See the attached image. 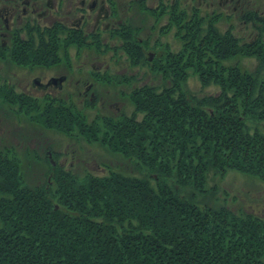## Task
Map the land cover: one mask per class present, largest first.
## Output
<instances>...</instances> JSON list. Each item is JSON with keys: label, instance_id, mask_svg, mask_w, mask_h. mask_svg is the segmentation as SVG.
<instances>
[{"label": "trees", "instance_id": "16d2710c", "mask_svg": "<svg viewBox=\"0 0 264 264\" xmlns=\"http://www.w3.org/2000/svg\"><path fill=\"white\" fill-rule=\"evenodd\" d=\"M169 13L181 50L164 69L153 64L158 83L126 93L131 114L89 120L72 100L0 82L8 118L100 146L139 173L101 162L106 175L79 174L51 143L23 152L39 168L29 183L22 152L0 139V264H264V216L230 209L217 181L233 171L264 183V21L243 43L218 31L221 14L188 17L178 4ZM38 40L33 63L48 65V34ZM243 57L254 70L225 65ZM190 74L220 92L194 95Z\"/></svg>", "mask_w": 264, "mask_h": 264}, {"label": "flooded vegetation", "instance_id": "af4514ba", "mask_svg": "<svg viewBox=\"0 0 264 264\" xmlns=\"http://www.w3.org/2000/svg\"><path fill=\"white\" fill-rule=\"evenodd\" d=\"M181 1L183 0H0V45L4 54L3 60H0V70L6 68L4 75L0 73L2 77L0 82L7 81L8 86L15 89V94L29 95L31 93L27 86L22 87L18 81L16 84L12 83V74L21 73V70L37 71L39 68L50 72L63 62L65 68L62 73L55 75L51 72L41 76L35 74L28 83L46 91L50 87L54 86L53 89L57 87L56 91L63 93L68 100L78 97L84 106L90 104L96 107L99 105L98 102L103 101L102 96L99 98L100 89L98 86L95 87V81L110 85L112 78L106 73L96 75L95 79H91L94 73L90 74V79L81 77V68L89 62L84 58L87 48L97 50L98 55H94V60L97 62L90 63L95 70H100L105 65L109 68L112 65L110 59L113 63L119 64L120 59L116 57L119 50H123L127 62L131 65H148L153 60V55L149 54L150 49L163 46L160 45V41L162 42L160 34L165 32L168 25L167 11L176 4L181 5ZM189 1L195 0H185L186 3ZM203 2L207 3V0H197L198 5ZM212 2L209 5H213ZM40 32L48 34L49 41L42 44L48 48L46 54H54L52 55L54 62L51 56L48 58L51 60L48 65H38L33 63L32 59V53H37L41 45L38 40ZM53 36L60 41H54ZM62 42L63 59L58 55ZM164 45L167 46V43L165 42ZM108 52L110 59L107 60L105 55ZM9 54L11 59L14 56L17 60L9 61L6 57ZM159 61L161 59L157 60V63ZM7 68L10 69V73ZM16 68L18 70H15ZM113 69L116 70L117 67ZM75 74H77L76 78H74ZM60 76L64 78L63 81L66 77L64 83L57 79ZM72 79L75 80L74 84L66 86L65 83L68 80L71 82ZM65 86L68 87V92H63ZM135 87L134 84L133 88ZM17 88L21 91L17 92ZM116 92L117 97L120 94L121 99L109 103L110 108L118 106L122 103V99H127V91L123 90L119 93L116 90ZM107 93H112L111 88L107 89ZM42 96L55 97L56 94L47 93ZM124 105L125 103L122 107Z\"/></svg>", "mask_w": 264, "mask_h": 264}, {"label": "rangeland", "instance_id": "374dc122", "mask_svg": "<svg viewBox=\"0 0 264 264\" xmlns=\"http://www.w3.org/2000/svg\"><path fill=\"white\" fill-rule=\"evenodd\" d=\"M212 0H207L202 4H197V0L189 1L188 3L185 0L181 1L180 7L186 10L187 16L190 17L192 14L198 15L199 18H203L206 21L212 19L214 14L220 15L221 20L218 22L217 29L219 32L224 34L229 28L232 29V33L235 38L240 39L243 43H248L258 38V33H260V29L262 28V21H264V0H233V1H222L217 0L213 1V5H209ZM212 2V3H213ZM197 9V10H195ZM169 11L166 20L169 22ZM251 12V13H250ZM46 21V18H44ZM45 23V22H44ZM160 45L150 49L149 54L153 55V60L148 65H131L126 60V55L122 52L123 50H119L116 57L120 59L119 64L113 63V60L110 59L109 52L105 55L110 59V63L112 65L108 68L106 65L103 66L100 70H95L90 63L97 62L94 60V55L97 54L96 49L87 48L84 58L85 61H89L84 68H81V77H87L90 79H95L96 75H106L112 78L111 84H99L98 81H95V87L102 89V92L99 93V98L102 96V101L98 102L99 105L89 106L91 108H87L82 103L81 99L78 97H74V99H70L74 101V103L80 107L85 108L89 120H92L96 117V115H104V114H113V115H121L124 112L131 114L133 111V106L129 100L122 99V103H119L118 106L109 107V103H115L117 100H120V94L117 97L116 90L120 93L121 91H127V94L130 93L134 88L133 85H143L144 83L147 84H156L160 81L161 76L158 74V71H153V64L157 63V60H160L158 65L163 69L168 64V57L173 59V57H177L182 47V42L180 38L177 36V31L175 28H167L165 32L160 34ZM167 43V46L164 43ZM242 43V44H243ZM63 42L60 44L59 56L61 59L64 58L63 56ZM154 53V54H153ZM98 55V54H97ZM10 54L6 57L9 61L14 62L15 59L10 58ZM123 57L122 59L120 57ZM54 57L52 56L51 59ZM50 59H48L49 63ZM109 62V61H108ZM125 63V64H124ZM171 63V62H170ZM64 63L61 62L56 69L53 71L47 72L45 69L39 68L37 71L32 70H21V73L12 74V83L16 84V81L22 84V87L27 86L28 90L30 91L31 96H39L45 94H56L58 97H62L67 99L63 93L56 91V88L50 87L48 91L44 89H40L38 87H33L31 83H28L29 79H31L35 74L38 75H46L51 72L57 75L58 73H62L64 71L65 66ZM124 64V65H123ZM156 65V67L158 66ZM225 65H239L242 70H246L251 72L255 69L257 65V60L251 57H243V58H235L225 62ZM54 66V65H53ZM88 66V67H87ZM117 67V69H113ZM55 68V67H54ZM126 68V70H125ZM77 69V68H76ZM8 72L10 73V69L7 68ZM15 70H18L17 68ZM118 70V71H117ZM1 75L6 73V68L3 67V70H0ZM16 73V72H14ZM96 73V74H95ZM116 74V76H112ZM264 76V72L262 73ZM77 74L74 75L76 78ZM62 76L58 77L57 79L62 80L61 83H64L66 80L63 81L64 78ZM2 77L0 76V79ZM126 79L134 80V83H128ZM92 81V80H91ZM75 82L74 79L71 82L68 80L65 84L69 86L71 83ZM74 84V83H73ZM63 89V92H68L67 88ZM74 87V85H73ZM102 87V88H101ZM112 90L111 94L107 93V89ZM185 88L188 89L189 92L193 93L194 95H217L220 92L218 86L211 85L207 88H202L198 77L194 74H190V77L186 83ZM105 89V91L103 90ZM123 89V90H122ZM15 94V89L10 88V91ZM17 92L21 91V89L17 88ZM97 90V89H96ZM47 92V93H45ZM62 92V91H61ZM68 100V99H67ZM89 101V100H87ZM125 105L122 107V104ZM123 110H121V109ZM6 109V108H5ZM121 110V111H120ZM0 139L3 142L8 143V145H16L18 151L22 152L23 155V165L24 171L26 175V181L29 183H33V175L34 177H39L35 175V172L39 169L36 163L33 160H29L27 157L24 156L23 152L28 148L31 150L33 147L36 149L38 148L39 152H44V148L49 144H54L55 151L61 152L62 156L60 158V163H64L67 168H71L74 172L79 174H84V169L88 170L89 172L93 173L94 175L104 176L109 171L101 162L110 163L114 168L123 170L126 174H139L135 169H132V165L128 164L126 160L122 157L110 154L104 148L97 146V145H89L85 142L81 144H76L74 141L64 137V135L58 132L46 131L39 128H35L28 124L26 120H22L21 122H17L12 119L8 118V115L4 111V109L0 108ZM44 146V148H42ZM40 149V150H39ZM72 153L76 154L72 156ZM43 154V153H42ZM75 157V158H73ZM70 166V167H69ZM132 166V167H131ZM38 180V179H36ZM221 189L225 190L227 193L228 198V206L233 211H237L242 209L244 211L254 213L259 216H264V183L250 178L245 175H241L236 172H229L227 177L222 180H217ZM222 198L224 195L221 196Z\"/></svg>", "mask_w": 264, "mask_h": 264}]
</instances>
